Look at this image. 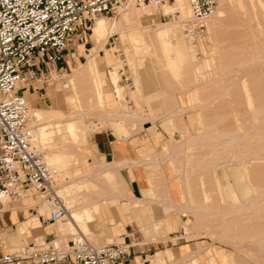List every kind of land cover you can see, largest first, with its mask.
<instances>
[{
  "label": "rangeland",
  "instance_id": "rangeland-1",
  "mask_svg": "<svg viewBox=\"0 0 264 264\" xmlns=\"http://www.w3.org/2000/svg\"><path fill=\"white\" fill-rule=\"evenodd\" d=\"M216 5L217 1L214 9ZM222 9L224 10L223 15L215 19V25L212 26L214 30L212 27V30L207 29L203 23V31L196 36L190 35L188 40L182 39L180 32L175 30L178 46L172 49L167 58H165L167 55L144 47L136 49L128 47L129 53L125 54L119 42L118 33L114 32L110 35L114 42L106 41L105 49L95 52L106 100L99 111L103 118L102 115L98 116L97 112L94 116L98 117L92 114L84 120L78 118L74 120L78 129L75 144L82 154H79L78 162L82 166L83 173L76 174L72 167L67 166L66 171L57 175L56 187V190L62 189L80 176L89 179L82 184L80 189H73L72 193L84 197V200L89 203L94 200L99 203L98 213H94V218L88 222V231L79 226L91 242L95 243L96 234L109 235L111 227L119 228L124 223V219L132 220L137 213L136 208H131L123 214L119 211V202L127 201L124 184L118 177V171L115 174L109 173L111 163L103 161L108 159L101 157L90 142V134L107 132L112 137L138 141L139 148L136 149L138 168L148 177L146 181L148 187H152L155 193L160 192L161 189V193L164 197L166 195L170 203L166 209L169 217L161 221L167 226L165 229L162 228L161 232L156 231L158 236L153 239L154 244L157 241H162L163 244H157L156 247L147 251L143 264H150L149 260L152 257L149 256L156 250L162 251L165 248L169 249L164 252L172 255L170 259H166V264H181V261L189 258H196L197 264H264V255L263 257L261 255L264 254V238L259 239L256 235L247 237L244 232L247 223L244 214L249 210L239 208V206L247 205L251 199L258 201L257 213L260 218H253L251 221L254 223L258 220L264 223V211L262 210L264 209V187L253 184L249 188L245 181H248L246 175L251 167L264 168V135L258 136L264 134V108H258L256 102L249 104L237 87L242 79L249 80L255 85L253 75L260 74V72L259 79L264 77L261 71L264 65V50L259 51L258 55L249 61H237L241 54L226 64L218 61L221 48L228 49L230 53H238V49L230 48L233 44H254L256 47L262 45L264 41V0H243L242 7L236 6L233 2H226L222 5ZM119 14L120 9L113 15L102 16L111 21L118 18ZM140 15L143 16V14ZM176 20L175 17L163 20L162 17L153 15L152 19L141 21V24ZM89 35L90 30L86 35L87 48L90 50ZM188 43H191V46H188ZM77 47L78 53L81 54L79 59L67 68L53 72L59 78H52L48 75L49 80L53 79L51 80L53 83L47 81L52 83L50 84L52 88L54 87L53 100L44 102L45 96L38 97L35 92L29 95L30 98H34L32 101L39 107L59 109L65 114L71 110L66 103L68 102L66 98L64 100V92L59 80H62V75L70 73L79 63L86 60L87 50L83 49L82 45ZM116 47H119L121 51L114 50ZM109 52L112 61H115L114 55L119 52L123 60L121 65H125L129 72L130 68L135 69V64L137 62L139 64L140 61L138 65L140 69L137 68V79L134 80V76H131L130 88L124 86L126 88L123 93L125 102L121 105L122 108L115 103L111 86L106 81L108 64L104 58L108 57ZM132 55L140 57L141 60L135 63ZM168 58L172 63L167 61ZM36 84L33 82V85ZM119 84L123 85L121 82ZM135 85L138 89L135 93H130L135 89ZM73 93L74 89H70L69 100L74 101L75 107ZM235 102L238 104L235 105ZM114 109L122 111L123 114L120 115L123 117L119 115L107 118ZM127 114L130 117L124 116ZM120 128L128 132L126 137L116 135L114 130ZM63 137V135H55L54 143L60 145ZM253 148H257V151ZM86 158L94 162L91 167L86 165ZM232 172L235 173L232 174ZM167 184L174 189L175 195L172 197L165 192ZM104 188L111 192L112 203L106 200L105 203L100 201L103 193L107 192ZM202 188L204 192L207 191L205 192L207 196L203 195ZM29 197L30 205L35 203V208H38L41 204L38 197L36 195ZM22 200L17 203H21ZM76 206L78 205L75 203L71 208L74 209ZM232 208L235 209L230 211ZM42 215L48 216L47 207ZM183 215L192 221L197 219L196 225L191 228L185 227ZM55 224L59 231L60 222ZM177 228L183 230L182 238L179 240L170 238L173 233L168 234V232L176 231ZM76 233L80 231L65 228L59 231L58 237L65 242ZM168 238L174 243H166ZM41 239L37 237L36 241ZM106 241L109 242L112 239L109 238ZM152 263L154 264L153 260Z\"/></svg>",
  "mask_w": 264,
  "mask_h": 264
},
{
  "label": "built area",
  "instance_id": "built-area-1",
  "mask_svg": "<svg viewBox=\"0 0 264 264\" xmlns=\"http://www.w3.org/2000/svg\"><path fill=\"white\" fill-rule=\"evenodd\" d=\"M170 1L0 0V200L19 201L31 192L49 204L51 222L69 213L56 192L57 171L36 144V126L25 95L27 90L43 95L38 83L44 76L35 68L36 62L62 61L78 27L83 24L90 29L96 16L113 15L129 4L142 9ZM216 1L189 0L191 23L182 25V31L199 35ZM160 17L171 19L173 15ZM118 71L120 82L130 87L125 65ZM137 236L127 243H93L82 232L65 242L53 234L0 254V264H122L130 248L142 244Z\"/></svg>",
  "mask_w": 264,
  "mask_h": 264
},
{
  "label": "bare ground",
  "instance_id": "bare-ground-1",
  "mask_svg": "<svg viewBox=\"0 0 264 264\" xmlns=\"http://www.w3.org/2000/svg\"><path fill=\"white\" fill-rule=\"evenodd\" d=\"M226 2H231V3L233 2L236 6L242 7L243 0H217L216 8L203 21V23H205V25L207 26V29L212 30L211 27L212 26L214 27L215 19H217L218 17H221L223 15L224 10L222 9V5ZM140 14H143V16H141ZM161 14H172L173 17H175L177 20L172 21V22L160 21V22H155L154 24H146V25L141 24V21H145L146 19H152L153 15L160 16ZM173 17H172V19H173ZM190 23H191V11H190V7H189V0H171L170 2H164V3L158 4V5L149 4V5H145L142 9L135 7V5H133V4H129L126 7L120 9V14H119L118 18L113 19L111 21L102 15L94 17L93 22L90 25V35H89V39L91 41V44H90L91 49L90 50H92V51H90L87 48V55L88 56H87L86 60L82 63H79L78 66L73 68L70 73L62 75V77L64 78V83H65L64 85H63V82H60V80H59L60 86L62 88L67 85V87H66L67 90L70 91V89H74L73 94H74L76 106L75 107L73 106L71 108V110L68 111L67 114H65L62 110H59V109H45V108L39 107L38 105L34 106L31 109L30 108L31 106H29V111H30V114L32 116L33 123L36 126L35 127L36 128V135H35L36 144L43 150L46 162L55 168V170L57 171V175L63 171H66L67 166L72 167V169L76 172V174H82L83 173L82 166L78 162L79 154H81V153H80V148L77 146V144H75L77 141V138H78V134H77L78 129L74 124V120L76 118H78L80 120H84V118L87 117L88 115H90V116L92 114H93V116L97 115V112L99 114L98 116L102 115L99 111L104 106L106 100H105V92H104V87H103V80H102V77L100 75V71H99L98 66H97V58L95 56V52L98 50L105 49L104 45H105L106 41L114 42V39L110 37V35L114 32V33H118L119 42L121 43L125 54L129 53L128 47H130V48L132 47L134 49L139 48V47H144V48H148V49H153L154 51H157L158 53L167 55L165 57V58H167V57H169V54L172 52V49L173 48L176 49L178 46L177 45L178 40L176 39L175 30L180 32L181 36H183L182 39L188 40L190 35L185 34L182 31V29H183L182 25L190 24ZM213 30H214V28H213ZM182 42L184 43V41H182ZM188 46H191V43H188ZM230 48H232V49L236 48L239 50V52L238 53H233V52L230 53V52H228V49L221 48L220 52H219V56H218V61L221 64H226L227 62H230L231 60L238 57L237 56L238 54H241V56L237 59V61L238 60L249 61V60L253 59L254 57H256L258 55L259 51L264 50V41L262 42V45L260 47H256V46H254V44L239 45L238 43H236V44H233ZM112 49H113V47H112ZM248 49H251V50L248 51ZM114 50L119 51L120 48L116 47V48H114ZM111 51H113V50H111ZM110 52L108 53V57L104 58L106 61V64H108V69L106 70L107 71V80L106 81L111 86V92H112L113 98L115 100V103L117 105L121 106L125 102V100L123 98L124 89H126L125 87H127V88H130V87H128V86L124 87V85L119 84L120 78H119V71L117 68H119L118 66H120V67L122 66L121 62L123 60L120 58V56H119L120 54L118 52V54L114 55L115 61H112V57L110 56ZM133 55H132V57L134 58L135 63L137 60H141L140 57L139 58L134 57ZM167 61L172 63V61L169 58L167 59ZM128 65H129V63H128ZM138 65H140V61H139V64H138V62L135 64V69L130 68V76H132V77L134 76L133 77L134 80L137 79L136 78L137 77V68H139ZM129 67H130V65H129ZM140 67H142V66H140ZM261 71L263 72V75H264V65H263ZM260 74H261V72H260ZM260 74L253 75V80L256 81L255 85H253L251 82H249V80L242 79L237 87H239V90L241 91L242 96L245 98V100L248 101L249 104L256 102L258 108H264V77H261V79H259L261 76ZM56 78H59V76H56ZM137 89H138V86L135 85V89L131 90L130 93H132V92L135 93V91ZM237 104L238 103L235 102V105H237ZM87 108H89V109H87ZM105 108H107V107H105ZM118 108H120V107H118ZM121 108H122V106H121ZM120 114L121 115L123 114L122 111L120 112V110L118 111V110L114 109L113 112L110 113L109 117H107V118H114V117L119 116ZM234 114H235V112H234ZM121 115H120V117L122 118L123 116H121ZM98 116H94V117H98ZM124 116H128V114L124 115ZM131 116H132V114H131ZM128 117H130V115ZM135 117L137 118L138 115L136 114ZM102 118H103V115H102ZM132 118H133V116H132ZM100 119H101V117H100ZM111 120H113V119H111ZM110 123L112 124L113 122L110 121ZM107 124H108V122H107ZM121 133H122V131H121ZM55 135H59V136L63 135L64 136L63 139L60 140V145H57L56 143H54L53 139H54ZM263 135L264 134L262 133V134H259L258 136H263ZM253 149L256 150L255 148H253ZM252 152H254V151H252ZM85 163L88 167H91L94 164L93 161L88 160L87 158L85 159ZM118 164H121V163H118ZM113 166H112V164L110 165L111 171L109 170L110 171L109 173H111V174H114L115 171H117L114 169L116 167V165L114 167ZM118 166H120V165H118ZM243 168L245 169V167H243ZM105 170H104V172H105ZM224 171H226V170H224ZM107 173H105V174H107ZM234 173L235 172H232V174H234ZM77 176H79V175H77ZM246 176L248 178V181L245 180L247 182L246 184H248L246 186H249V188L253 184H256V186L258 185V187H262V186L264 187V168L263 167H251L250 170H248ZM86 181H89V179L85 178L84 176H80L79 178H76V180H74L73 182L71 181L72 182L71 184L69 183V184L65 185L62 189L56 190L57 194L62 198L66 208L69 209V213L62 215L58 220H56L54 222V223H56L58 221L60 222L59 231H61L62 229L68 228V229H72L75 231L82 232L80 230V227L81 228L83 227V229L88 231V222L92 221V219L94 218L93 217L94 213H98L99 206H98L97 200H94L93 202L89 203L86 200H84V197H81V196L79 197L78 194L72 193L73 189H75V190L80 189L82 184L86 183ZM188 182H190V181H188ZM230 186H232V185H230ZM254 188H256V187H254ZM150 189H148V190H150ZM228 189H230L229 186H228ZM150 191H149V194H151ZM77 192H79V191H77ZM205 192L207 193L206 190H205ZM205 192L203 189V195L207 196L208 194H206ZM263 193H264V191H263ZM30 195H35V194L30 192L26 197H28ZM211 196H213V195H211ZM110 197H113V196L111 195V196H109V198ZM260 197H262V196H260ZM184 198H185V196H184ZM254 199H255V197H254ZM38 200H39V202H41L40 206L38 205L39 206L38 212L44 211V209H46V207H47V212H48L47 218H48L49 214H50L49 204L46 201L40 199L39 197H38ZM104 200H105V196H104ZM0 201L2 203H6L7 199L2 198ZM139 202H140V200H139ZM75 203L78 206H76V208L72 209L73 206L75 205ZM184 203H185V199H184L183 204ZM69 205H70V207H68ZM260 205L263 206L262 204H260ZM258 207H259L258 201H253V199H251L247 205L239 206L240 209L243 208V210H245V209L249 210L248 212L245 213L246 215L243 213L245 211L242 212L244 214V218L246 216V219H247V223L245 225L246 228L244 226V228L246 230L244 232H246L247 237H250L251 235L252 236L256 235L259 239L263 240V238H264V223L259 222L258 220L257 221L255 220L254 223L252 222L253 218H255V219L260 218V215H258V213H257V211L259 210ZM193 208H197V207L193 206ZM239 208H237V209L239 210ZM190 209H191V207H190ZM234 209L232 208L230 211H232ZM262 210L264 211V209H262ZM242 213H240V215H242ZM231 215H233V214H231ZM182 219H183L184 226L188 227V228L194 227L196 225V222H197V219L195 221H192L186 215H183ZM199 219H201V218L199 217ZM251 219H252V221H251ZM38 220H39V215L37 213L32 214L30 217L25 219V221H23L19 224V230L22 232H25L27 227L37 225ZM153 225L155 226V230L157 232L162 231L161 230L162 229L161 222H157ZM250 228H253V229L255 228V229L253 230ZM242 233H243V230H242ZM243 234H245V233H243ZM243 234H242V237H243ZM56 239L60 240V237L56 236ZM256 245H258V244H256ZM154 254H155L153 257L154 264H166V259H170L172 257V255L170 253H166L164 251H157ZM261 255L263 257L264 254L262 253ZM263 260H261V262ZM181 264H197V261H196V258H189V259H186L184 261H181Z\"/></svg>",
  "mask_w": 264,
  "mask_h": 264
},
{
  "label": "crops",
  "instance_id": "crops-1",
  "mask_svg": "<svg viewBox=\"0 0 264 264\" xmlns=\"http://www.w3.org/2000/svg\"><path fill=\"white\" fill-rule=\"evenodd\" d=\"M88 30L90 29H88L83 24L78 27L75 35L73 36L72 42L64 53V58L62 61L36 62L35 68L40 72V75L44 76V78H42L38 83V87L43 93L42 97L45 96L43 98L44 102H46V100L52 101L54 95V87L52 88L50 86V84L53 83L51 81L53 79L49 80L48 75H51L52 78H56L58 75L54 74L53 72L67 68L71 63H74L76 59H79L81 54L78 53L77 46L82 45L83 49L87 48L88 40L86 39V35ZM48 80L52 83L47 82ZM33 82H35V80L30 81L31 84H33ZM60 82H63L64 85V78H62V81ZM66 87L67 85L63 88L61 87L62 91L64 92V100L66 98V101H68L66 103L70 108H72L74 106V101L69 100L70 91L67 90ZM66 91L69 92L66 93ZM31 94L33 93L29 92L28 90L25 91V95L28 98V103L32 107L36 106L37 104L32 101L34 98H30L29 95ZM114 131L119 137L121 135L123 137L128 135V132L123 129ZM89 139L101 157L109 160L103 161L111 163L112 166L116 165L114 169L118 171V177L124 184L127 201L122 200L119 202V211L123 214L131 210V208H136L135 211L137 212L136 216H134L132 220L124 219V223L119 228L113 229L111 227L109 230V235H102L100 233L96 234L94 242L103 243L110 238L112 239V242L127 243L132 241L133 237H135L138 233L136 239L142 244H136L132 246L130 248L129 255L125 258L122 264H143L147 257V251H150L151 248L156 247L157 244H163L162 241H157L156 244H154L153 239H155L158 235L155 228H153V224L161 222L163 219H167L169 217L168 210L166 209H168L170 203L165 194L169 193L170 197L174 196V189L167 184L165 187V192L167 193L164 194V197L161 193V189L159 190L160 192L155 193L152 187H148L146 182L148 177L138 168L139 163L138 160H136V149L139 148L138 141L130 138L112 137V135H109L107 132L92 133L90 134ZM105 190L106 189L104 188V191ZM106 191L107 192L103 193L104 195L100 201L105 203L106 200V202L108 201L109 203H112V199L109 198V196H111V192L108 190ZM149 191L151 194H149ZM158 195H160V197ZM22 199L19 200H22L21 203H17L18 201H7L6 203H2L0 201V254L14 251L21 246L30 245L34 240H36L37 237H41L43 240L51 238L53 234H55V236H58L59 234L56 224L51 222L47 217L43 216V211L38 212L39 208H35V203L30 205L31 200L29 196ZM163 208L166 211L163 210ZM34 213L39 215L37 225L27 227L25 232L20 231L19 224ZM161 224L162 228L165 229L167 224L162 222ZM177 230L168 232V234L173 233L170 238H174L175 240L182 238L183 230L179 228H177ZM170 238H168L165 242L174 243ZM167 249L169 248H165V250ZM157 251L160 250L158 249L154 253ZM142 252H144L145 255H143ZM154 253L149 256L152 257L149 260L150 264H153L152 260L155 255Z\"/></svg>",
  "mask_w": 264,
  "mask_h": 264
}]
</instances>
